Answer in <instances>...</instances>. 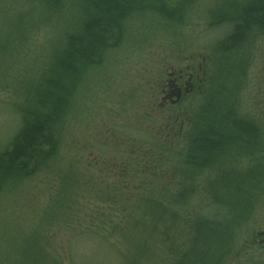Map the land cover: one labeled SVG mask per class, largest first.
Segmentation results:
<instances>
[{
  "label": "trees",
  "instance_id": "obj_1",
  "mask_svg": "<svg viewBox=\"0 0 264 264\" xmlns=\"http://www.w3.org/2000/svg\"><path fill=\"white\" fill-rule=\"evenodd\" d=\"M26 1L40 5V14L32 21L25 19V4L19 6L22 0L11 1L16 16L3 25L0 49L10 41L14 44L16 37L30 39L32 52L33 45L34 51L45 46L28 68L35 74L14 82L12 75L0 74V90L18 100L8 104L19 121L0 144V195L21 189L25 181L41 174L55 183L48 195L40 189L44 203L38 202L39 213L30 218L27 229L15 225L20 231H15L10 247L4 249L1 243L10 228L0 233V264H53L48 261L57 256L49 244L45 250L21 244L36 239L40 218L56 214L66 220L69 209L78 215L79 224H86L85 229H72L69 237L96 242L85 254L69 248L70 264H165L166 258L169 264H225L240 254L244 241L235 247V234L264 193V111L258 112L264 109V99L260 97L258 106L249 111L237 104L250 56L264 41V0H212L204 13L205 32L223 25L227 31L214 37L209 49L195 48L186 40L184 24L199 0ZM1 9L0 5V17ZM137 15L158 22V32L169 40L174 53L204 55L206 79L200 93L180 102L179 112L177 106L169 108L172 116L162 133L134 129L135 139L140 140L125 147L122 156L113 154L102 165L106 180L98 181L77 158L68 156L63 132L67 122L83 123L77 113L84 110L74 102L78 91L92 70L108 62L117 68L111 60L124 42L129 43ZM24 21L30 23L25 26ZM32 28L50 35L44 33L45 38L36 40L29 33ZM248 32L250 37L243 40ZM14 50L12 45L10 52ZM107 57L110 61H105ZM160 84L156 80L155 90L161 89ZM146 113L151 120L157 117L156 110ZM174 113H179L177 127L168 128ZM122 127L128 132L129 126ZM107 133L116 134L110 126ZM91 140L90 147L99 144L112 151L108 141L100 143L94 135ZM72 162L81 166L80 178L65 181ZM86 193L97 199L99 209L92 208L90 199L88 203L79 199ZM98 224L108 227L98 231Z\"/></svg>",
  "mask_w": 264,
  "mask_h": 264
},
{
  "label": "rangeland",
  "instance_id": "obj_2",
  "mask_svg": "<svg viewBox=\"0 0 264 264\" xmlns=\"http://www.w3.org/2000/svg\"><path fill=\"white\" fill-rule=\"evenodd\" d=\"M11 1L15 0H0L1 10L3 15L0 17V34L5 32L4 24L14 20L16 12L13 9ZM212 0H199L198 8L193 9V12L187 16L184 26L187 29L186 40L195 48L209 49L214 37L221 36L227 31L225 25L210 29L205 32L206 27L204 23V13L207 7L211 5ZM25 4L23 15L25 19H34L40 14V5L22 0L20 7ZM131 23L129 32V43L124 42L123 46L117 50L113 59L111 60L117 64V68H112L108 62L106 67H98L88 73L85 84L78 91L77 100H74L76 106H81L84 112L77 113V117L83 120L73 121L72 124L66 123L64 128L63 146L70 158H77L80 165L92 175L95 180H106V174L103 173L102 165L107 163L113 154L122 156V150L125 147L133 145L138 141L134 137V129L147 130L150 133H162L168 124L169 109L158 110L156 104L158 103L159 93L155 90L156 80L163 81L165 77V70L171 64L179 65L177 61L181 56L178 52L174 53V47H171L169 40L163 33H159L157 21L146 15H137ZM157 22V23H156ZM29 21H24L22 24L28 25ZM32 23V22H31ZM150 24V25H149ZM183 31V30H181ZM30 35L36 40L45 38L44 33L48 36L50 33L47 30H42L41 33L32 28ZM27 36V35H26ZM129 37V36H128ZM16 37L14 41L7 43L6 48L0 49V74L3 78L8 75L11 82L18 78L25 79V77L35 74L34 70L29 71L28 68L32 66L36 54H39L45 46V43L38 51L32 52V41L30 39ZM263 39V38H262ZM261 39V40H262ZM12 45L16 50L10 52ZM255 49L259 52L250 56L247 81L243 84V90L237 96L238 106H243L247 111L254 110L258 105L255 102L264 99L262 92L264 90V41H259ZM127 55V58L123 57ZM198 58H193V64ZM105 61H110L107 57ZM91 76V77H90ZM138 81H142L139 82ZM146 83L150 85L147 86ZM144 86L146 89H144ZM1 88V83H0ZM156 93V95H155ZM154 97V98H153ZM154 99L153 102L151 99ZM18 101L11 98V94L5 90H0V144L15 130L19 121L14 113L13 106L8 103ZM87 110V111H86ZM156 110V119L151 120L146 112H154ZM264 109L260 108L259 113ZM92 123V124H91ZM124 126H129L128 132ZM94 126L95 131L92 133L90 127ZM108 126L112 128L115 135L107 133ZM166 126V127H165ZM177 127V125H176ZM90 131V132H88ZM112 132V131H111ZM91 135L100 143L104 140L108 141L107 145L110 148H104L99 144L95 147H90L92 140ZM144 142H146L144 140ZM147 143V142H146ZM83 146L81 147L79 146ZM72 146V149L69 146ZM74 147H76V154ZM72 162L69 173L66 174L65 181L79 180V171L81 166ZM89 180V178H85ZM200 182L203 178H199ZM55 182L47 178L43 174L25 181L24 186L13 192H7L0 195V233L3 230L10 228L7 231V240L1 241L3 248H8L16 239L15 229L16 224H22L24 228H28L30 218L38 214V202L43 204L41 198L44 197L40 189H44L48 195L50 193L49 186ZM45 195V196H47ZM91 193L84 194L83 198H79L88 203L89 199L93 202V207H99L97 199L93 198ZM45 200V198H44ZM75 209V208H74ZM56 214H52L48 219H41L42 223L39 225V233L34 241L26 239L21 245H26L35 250H45V244H49L55 251L56 257H50L48 263L70 264L69 248H77L76 253L85 254L88 249L96 242L90 239L77 240L69 237L72 229H85L86 224L78 223V215L72 210H67L66 220L64 218H56ZM81 218L88 221V216L81 213ZM264 220V193L258 195V199L247 217L241 221V227L237 229L236 240L233 245L235 247L242 244L246 237H255V231ZM99 230L107 229L106 224H98ZM121 248L124 247V242L121 240ZM47 253H45L46 256ZM50 254V253H49ZM52 255V254H50ZM241 254L236 255L225 264H254L253 261L237 262L235 258L239 259ZM166 258V255H164ZM169 259L163 260V263L169 264Z\"/></svg>",
  "mask_w": 264,
  "mask_h": 264
},
{
  "label": "flooded vegetation",
  "instance_id": "obj_3",
  "mask_svg": "<svg viewBox=\"0 0 264 264\" xmlns=\"http://www.w3.org/2000/svg\"><path fill=\"white\" fill-rule=\"evenodd\" d=\"M194 56L192 54L187 56H181L177 61L180 62L179 65L171 64L165 70L164 80L161 81L160 90H158V103L156 104L158 110L169 109L174 110L177 106L176 111H180L178 105L187 96L191 95L194 91L200 90L203 87L206 79V59L204 55H199L198 60L193 64ZM195 59V58H194ZM176 84L181 88V95L175 101L171 102V99H175L172 96L170 99L167 95L168 86ZM173 86V85H172ZM187 86L189 91L184 93V88ZM195 93V92H194ZM263 94V92H262ZM154 100V99H153ZM173 106V107H172ZM169 113V112H168ZM175 119L173 120V125H169L168 128L175 129L176 122L179 117V113H174ZM172 114L168 116L170 118ZM182 127V120L179 122L178 131ZM259 227L255 231V237L252 233L249 237H246L242 244L243 249L240 252L239 259H235L239 262L253 261L254 264H264V220L261 221Z\"/></svg>",
  "mask_w": 264,
  "mask_h": 264
},
{
  "label": "water",
  "instance_id": "obj_4",
  "mask_svg": "<svg viewBox=\"0 0 264 264\" xmlns=\"http://www.w3.org/2000/svg\"><path fill=\"white\" fill-rule=\"evenodd\" d=\"M172 85L168 86L167 95L169 96L170 99L172 98V96H175L176 98L174 100L171 99V102H175L181 95V88H179L176 84H172ZM187 91H189V89L187 88V86H185L184 93Z\"/></svg>",
  "mask_w": 264,
  "mask_h": 264
},
{
  "label": "bare ground",
  "instance_id": "obj_5",
  "mask_svg": "<svg viewBox=\"0 0 264 264\" xmlns=\"http://www.w3.org/2000/svg\"><path fill=\"white\" fill-rule=\"evenodd\" d=\"M249 37H250V33L248 32V33H246V34H244V35L242 36V39H243V40H247ZM233 47H236V46L233 45ZM203 87H204V86H203ZM203 87H201L200 90H197V91H194V92H195L196 94L200 93V92L203 90ZM246 129H247V131H248L249 133L252 132V127H251L250 124H247ZM258 136H259V135H258Z\"/></svg>",
  "mask_w": 264,
  "mask_h": 264
}]
</instances>
